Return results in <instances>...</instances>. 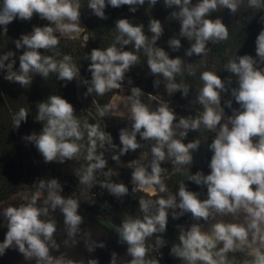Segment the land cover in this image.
Masks as SVG:
<instances>
[{
  "label": "clouds",
  "instance_id": "obj_1",
  "mask_svg": "<svg viewBox=\"0 0 264 264\" xmlns=\"http://www.w3.org/2000/svg\"><path fill=\"white\" fill-rule=\"evenodd\" d=\"M155 4L157 0H150ZM167 7L177 6L178 13H173L181 22V35L194 39L195 43L187 52L200 55L206 51V42L209 40L222 41L228 38L227 27L220 19H206L210 12L218 7H225L235 13L240 0H199L192 6V0H164ZM145 0H107V4L113 8L123 5H143ZM250 7H264V0H248ZM89 7L95 15L104 17L103 9L105 0H90ZM132 12L136 11L131 7ZM34 14L41 19H46L55 24V29L50 26L35 27L31 34L22 35L16 42V47H26L28 50L20 56L19 74L12 71L13 63L7 64L8 74L6 80L15 81L22 86L31 83L30 72H37L47 77L50 72L58 73L61 80L72 81L79 74V69L71 62L70 56H64L63 60L56 61L52 57L41 56L39 49H51L58 45L59 40L54 35L56 30L64 34H79L81 31L78 21L80 17V4L78 0H0V26L7 25L19 19L29 21ZM120 36L117 42L123 45L133 43L139 51L144 48L148 56V66L153 74H162L168 81L167 90L173 93L183 90L187 94V87L174 82L176 74L182 72L183 61L177 57L169 58L161 48H153L148 45V38L144 35L143 25L133 26L127 19L116 22ZM150 31L153 33L152 44L161 36L163 29L160 21L150 22ZM127 37L124 39L123 37ZM256 58L244 55L236 60H231L226 65L228 71L238 78V88L231 91L238 109H233V114L226 118L221 107V93L225 92V84L213 71H205L200 79L203 87L200 89L198 102L203 105V112L196 118H181L174 126L176 119L172 110L165 104L156 111H151L142 104L139 97L142 95L139 88H132L131 101L132 130H121L120 141L123 145L120 154L129 150L135 151L140 145L137 143V134L144 140H154L156 143L151 149L153 160L148 171L140 161H133L129 167H133V183L139 190L153 196L167 191L162 181L161 162L167 158H173V163L180 166L192 163L191 152L198 148L199 141L185 144L183 138L188 130H198L201 126L216 131V137L209 145L213 155L209 163L210 174L203 175L197 172L188 174L187 179L196 185L207 187V199H199V194L187 190L181 183L177 196L169 194L167 199L160 198L155 203L159 206L155 214H149L151 201L141 199L140 209L145 215L143 219H125L119 227L108 223L106 226L114 228L120 242L127 245L126 254L131 257L127 264H159L156 259L147 258L149 249L145 240L154 233H163L166 230L169 208H178V215L191 213L192 218L200 221L214 219L216 215L226 216L231 214L238 218L242 213L244 222L225 223L223 221L212 225L210 231L202 230V225L194 223L187 231H181L180 244L171 249V253L182 259L186 264H230L227 253L251 249L254 259L246 264H264V29L256 38ZM169 46L174 50L180 48V41L172 39ZM14 53L8 52L0 57V69L5 68L4 61ZM92 73L91 87L88 93L95 91L103 95L111 89L120 87L124 73L138 62V56L131 51H123L115 45L105 50L93 49L90 55ZM87 83V82H86ZM159 81H157V84ZM229 83L231 81L229 80ZM227 107L232 108V101H227ZM109 106L100 110L104 116ZM27 110L21 108L15 115L14 127H19L22 121L27 120ZM37 120L46 121L39 135L32 134L25 139L34 142L46 163L71 160L77 157L83 147L77 143L84 137L80 121L74 116L73 106L64 98L53 95L47 102L38 106ZM225 120L222 124L221 121ZM231 125V127H229ZM217 126L219 129L217 131ZM89 147L86 160L90 163L78 173L79 182L90 189L94 182L96 170L104 169L106 160L103 153L96 155L97 142L101 148L105 143L112 145L110 134L100 130L98 125L85 122ZM175 129H183L179 132L180 139H175ZM143 130V131H142ZM167 149V152H165ZM118 160V156H113ZM92 161H95L92 163ZM180 170L179 168L177 169ZM116 197L124 196L128 189L123 184L102 183L100 185ZM47 188V196L44 207H38L37 201L42 196L43 189ZM63 187L57 179L47 182L40 181L38 190L31 197H25L26 203L18 207L8 206L3 210V216L7 220V232L5 239L0 243V255L6 250L14 248L24 256L26 260H35L36 264H76L65 253L53 256V251H59V245L55 240L57 222L54 213L59 212L64 217V229L67 239L65 247L76 246L78 236L84 240L86 249L91 253L96 247H104L103 243L96 244L91 240V233L84 231L83 216L78 214L80 200L75 196L62 195ZM86 195V192H82ZM174 213V218L176 217ZM101 223H104L101 221ZM251 238V239H250ZM162 241L157 240V244ZM222 247L218 248V245ZM88 264H98L95 259H90ZM110 264H120V257L116 252L111 254Z\"/></svg>",
  "mask_w": 264,
  "mask_h": 264
},
{
  "label": "trees",
  "instance_id": "obj_2",
  "mask_svg": "<svg viewBox=\"0 0 264 264\" xmlns=\"http://www.w3.org/2000/svg\"><path fill=\"white\" fill-rule=\"evenodd\" d=\"M78 2L80 4L78 22L84 27L83 33L76 39L60 37L58 45L54 48L38 50L42 57H52L56 61L63 60L66 55L70 56L71 62L79 69L78 76L72 81L59 79L58 73L55 72H50L47 77H44L35 71L29 73L31 83L27 86L6 80L7 64L14 61L12 71L19 74V58L28 50L26 47L18 49L16 42L22 35L31 34L35 27L49 26V21L34 14L29 21L19 19L13 21L7 25L6 32L4 26H0V57L8 52L14 53L7 61H4L5 68L0 69V203L23 192L37 191L40 181L57 179L63 187V196L79 198L80 208L91 211L119 227L129 217L143 219L145 213L140 209L141 199L152 202L149 214H155L159 207L155 202L160 198L167 199L169 194L177 196V203H179L177 193L181 183L187 190L198 193L199 199H207V187L196 185L185 175V169L191 175L197 172L205 176L210 174L209 163L213 153L209 145L215 139L216 132L203 126L198 130H188L187 136L182 140L185 144L199 141L198 148L191 152L193 159L190 165H176L173 163V158H167V156L161 162L160 166L164 169L161 178L167 188L166 192L160 193L158 186H156L155 196L139 190L133 191L136 188L132 178L134 168L129 165L133 161H140L148 167L153 160L151 149L156 142L144 140L137 134L136 139L140 147L135 151L129 150L123 155L120 154L123 147L120 132L121 130L130 132L134 121L115 117L111 115L110 110L104 116L100 115V110L109 106L118 89H111L103 95H98L95 91L88 93V88L92 86V73L89 71L90 55L93 49L105 50L113 45L120 50L131 51L137 55L138 62L124 73L120 87L125 90L128 100L132 96V88H139L142 93L139 97L140 102L151 111H156L166 104L176 117L174 126L181 118L196 119L203 112V105L198 102L199 92L203 87L200 77L205 71H213L225 84L226 91L221 93V107L228 116H231L233 109L239 108L231 91L239 85L238 78L227 70L226 65L231 60L238 62V58L244 55L256 58L255 41L259 32L264 29V7H250L248 0H240L235 13L225 7H218L210 12L205 18L220 19L228 29V38L222 41L209 40L206 42L205 53L200 55L193 53L188 56L187 52L195 40L181 35V22L173 15L179 12V8L175 5L167 7L164 0H157L155 4L145 0L143 5H123L113 8L105 0L103 9L105 18H100L89 7L90 0H78ZM198 2L199 0H192V6ZM131 7H135L136 11L132 12ZM120 19H127L133 26L143 25L148 45L163 49L169 58L179 57L183 61L182 72L175 75L174 82L187 87L186 95L183 90L168 92V81L162 74L151 72L144 48L137 51L134 42L127 45L117 42L120 33L117 31L116 22ZM152 20L160 21L163 29L161 36L154 44H152L153 33L150 31ZM123 38L127 39L126 36ZM172 39L180 41L179 49L174 50L169 46V41ZM259 66L264 67V64ZM157 81H159L158 84ZM53 95L64 98L73 106L74 116L80 121L81 130L84 132L83 139L77 141L83 146L79 155L63 163L58 160L46 163L34 142L26 139L25 143H20L15 134L17 127H14L13 123L15 115L21 108H25L28 113L27 120L22 121L18 128L26 132V137L32 134L39 135L46 121L37 120L38 106L40 103L47 102ZM229 100L232 101V108L227 107ZM129 102L131 103L130 100ZM85 122L98 125L100 130L110 134L112 138V145L105 143L103 148L100 147L99 141L97 142L96 154L103 153L107 163L104 169L96 170L94 173L95 182L90 189L80 184L78 175L90 163L86 160L89 141L87 130L83 127ZM175 131L177 134L174 138L180 139L179 132L184 130L175 129ZM113 156H118L119 159L114 160ZM148 171H151L150 167ZM102 183L123 184L127 187L128 193L116 197L106 188L101 187ZM41 191L43 193L41 200H45L47 188ZM82 192H86V195H82ZM166 211L168 212L166 230L163 233H154L145 240V245L149 249L147 258L156 259L159 264H184L182 259L171 253V249L180 244L179 236L182 230L187 231L192 224H201L203 220L193 219L191 213L178 215L180 212L178 208H169ZM174 213L177 214L175 218ZM158 239L162 241L161 244H157Z\"/></svg>",
  "mask_w": 264,
  "mask_h": 264
},
{
  "label": "water",
  "instance_id": "obj_3",
  "mask_svg": "<svg viewBox=\"0 0 264 264\" xmlns=\"http://www.w3.org/2000/svg\"><path fill=\"white\" fill-rule=\"evenodd\" d=\"M40 199H42V197ZM37 206L44 207V200L37 201ZM78 214L83 216L85 221L81 226L82 229L91 233L92 241L96 244L103 243L104 247H96L95 250L90 253L86 249L84 240L81 236L77 237L79 243L76 246L65 247L64 241L67 239V236L64 229V217L59 210H57L54 213L57 222L55 240L60 247L58 252L53 251L51 254L53 256H59L61 253H65L74 260L76 264H88L90 259H95L98 264H110L111 254L116 252L120 257V264H127L131 259V257L126 254L127 245L120 242L119 236L114 228L106 226L110 222L86 209L80 208ZM101 221L104 223H101ZM4 239L5 235L0 236V243H2ZM0 264H36V262L35 260H26L18 250L9 248L4 255H0Z\"/></svg>",
  "mask_w": 264,
  "mask_h": 264
},
{
  "label": "rangeland",
  "instance_id": "obj_4",
  "mask_svg": "<svg viewBox=\"0 0 264 264\" xmlns=\"http://www.w3.org/2000/svg\"><path fill=\"white\" fill-rule=\"evenodd\" d=\"M78 24L81 29L78 35L75 33L64 34V33H61L59 30H56L54 32V35L57 38L66 37L69 39H76L83 33V30H84V27L82 26V24L80 22H78ZM49 26L53 27L54 29L56 27L55 24H52L50 22H49ZM117 89H118V92L114 95V97L111 99L110 104H109L110 113L111 115L118 117V118L132 119L131 118L132 116L131 103L125 96V90L122 87H119ZM224 117H225V120L227 117H229L225 111H224ZM225 120H222L221 123L223 124ZM229 127H231V125H229ZM218 129H219V126H217V131ZM15 131H16L15 134H16L17 140L20 143H25L26 132L21 128H16ZM34 192L35 191L23 192L16 196L11 197L5 202L0 203V234L3 231H5L7 227V220L3 216V210L8 206L18 207L20 204L26 203V200L24 198L25 197L30 198ZM41 197H43V195ZM220 221H223L225 223H242L244 222V215L241 213L238 218H234L231 214L226 215V216L216 215L214 219L210 218L208 221H203L200 225H202L203 231L208 232L210 231L213 224L220 222ZM219 247H222V244H219L218 248ZM227 259L230 262V264H246V262H251L254 259V257L251 255V249L244 248V250L242 251L238 250L235 252L227 253ZM184 264H186L185 261H184ZM198 264H200V262H198Z\"/></svg>",
  "mask_w": 264,
  "mask_h": 264
},
{
  "label": "flooded vegetation",
  "instance_id": "obj_5",
  "mask_svg": "<svg viewBox=\"0 0 264 264\" xmlns=\"http://www.w3.org/2000/svg\"><path fill=\"white\" fill-rule=\"evenodd\" d=\"M41 200V199H40ZM39 201V200H38ZM6 232H7V227H6V229H5V231H3L1 234H0V236H3V235H5L6 234Z\"/></svg>",
  "mask_w": 264,
  "mask_h": 264
}]
</instances>
